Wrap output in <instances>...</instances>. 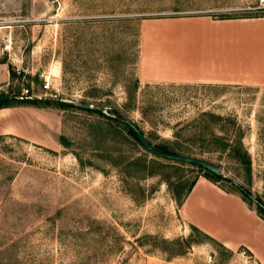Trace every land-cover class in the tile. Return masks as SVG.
<instances>
[{
    "label": "rangeland",
    "instance_id": "374dc122",
    "mask_svg": "<svg viewBox=\"0 0 264 264\" xmlns=\"http://www.w3.org/2000/svg\"><path fill=\"white\" fill-rule=\"evenodd\" d=\"M196 14L264 15V0H0V92L28 98L0 107V264H232L249 255L182 215L190 183L215 174L148 152L120 122H135L152 145L178 141L179 154L220 168L226 190L243 196L242 186L264 203V86L138 78L147 22ZM234 143L248 166L224 145Z\"/></svg>",
    "mask_w": 264,
    "mask_h": 264
},
{
    "label": "crops",
    "instance_id": "0c3cea01",
    "mask_svg": "<svg viewBox=\"0 0 264 264\" xmlns=\"http://www.w3.org/2000/svg\"><path fill=\"white\" fill-rule=\"evenodd\" d=\"M137 75L146 84L264 86V16L154 18L143 30ZM184 219L227 249L264 264V218L236 192L199 176ZM236 257V258H235ZM240 260V255H233Z\"/></svg>",
    "mask_w": 264,
    "mask_h": 264
},
{
    "label": "water",
    "instance_id": "95a60500",
    "mask_svg": "<svg viewBox=\"0 0 264 264\" xmlns=\"http://www.w3.org/2000/svg\"><path fill=\"white\" fill-rule=\"evenodd\" d=\"M13 98L9 95L0 96L1 100H7ZM73 105L83 108V109H93L98 106L88 104V103H82V102H71ZM122 121L127 124L137 135L140 143L142 146L150 153L159 156L161 158L177 161V162H183L188 164H193L205 169L210 170L211 172L218 174L220 173V168L216 166L215 164L199 157L185 155V154H179V153H171V152H165L156 149L144 136L143 132L140 130V128L135 124V122L131 121L130 119L123 117ZM239 189L249 198L253 203L256 204V206H259L264 211V203L261 202L257 197L253 196L251 193L247 192L242 186H238Z\"/></svg>",
    "mask_w": 264,
    "mask_h": 264
},
{
    "label": "trees",
    "instance_id": "16d2710c",
    "mask_svg": "<svg viewBox=\"0 0 264 264\" xmlns=\"http://www.w3.org/2000/svg\"><path fill=\"white\" fill-rule=\"evenodd\" d=\"M256 16H264V15H256ZM224 18H229V17H224ZM5 94L4 93H0V96H4ZM13 98L11 99H7V100H1L0 101V107H3V106H6V105H9L11 101H16V99H20L19 101L23 102L25 101V99H28V98H17L16 96H12ZM44 100H49L48 98L44 99ZM28 102H30L31 104H36V100L33 99V98H30V100H28ZM47 102V101H46ZM59 105L60 106H74L77 108V106L73 105L71 102H59ZM86 110H89V111H94V112H98V113H103L102 112V108L100 106L96 107V108H93V109H86ZM108 117H112V116H108ZM113 118H119V117H113ZM120 122L123 124L124 128L127 130V133L129 135H131L141 146L142 144L140 143L136 133L127 125L125 124L123 121L120 120ZM136 124V123H135ZM138 126V125H137ZM141 130V129H140ZM142 131V130H141ZM143 132V131H142ZM148 140V139H147ZM149 141V140H148ZM150 142V141H149ZM151 143V142H150ZM170 145L171 147H163V146H159V145H153L156 149L158 150H161V151H165V152H171V153H180V148L178 146V141H171L170 142ZM224 145H228L229 146V150L234 154V156H238L241 160V162L243 163H246L247 166L249 165V159H248V156L247 154L242 150H241V146H240V143H234V144H224ZM174 162H177V161H174ZM181 164H184L183 162H179ZM193 165V164H192ZM215 174V173H214ZM203 176H205L206 178L210 179V180H213L215 182H218L219 183V180L221 178V175L218 173V174H215V175H209V174H203ZM196 180V179H195ZM195 180L192 181L190 183V185L188 186L187 188V193L190 191V189L192 188V186L194 185L195 183ZM246 190V189H245ZM242 192V191H241ZM247 192H249L247 190ZM187 193L185 194V196L187 195ZM250 193V192H249ZM242 195L244 197H247L243 192H242ZM242 197V199L245 201V198ZM180 200V199H179ZM260 200V199H259ZM261 201V200H260ZM246 202V201H245ZM249 204V203H248ZM259 211H257V213L264 218V211L259 207L257 206ZM193 229L196 231V232H200V230L193 226ZM204 236L210 238L212 241H215V239L211 238L209 235H207L206 233H203L201 232ZM217 242V241H215ZM219 243V242H217ZM220 244V243H219ZM222 245V244H220Z\"/></svg>",
    "mask_w": 264,
    "mask_h": 264
},
{
    "label": "built area",
    "instance_id": "2783aa9c",
    "mask_svg": "<svg viewBox=\"0 0 264 264\" xmlns=\"http://www.w3.org/2000/svg\"><path fill=\"white\" fill-rule=\"evenodd\" d=\"M47 87V85H46ZM3 93V92H0ZM240 260H234L232 264H261L258 260L252 258L250 255H246L244 251L239 252Z\"/></svg>",
    "mask_w": 264,
    "mask_h": 264
}]
</instances>
